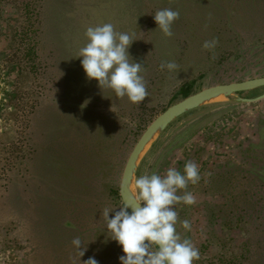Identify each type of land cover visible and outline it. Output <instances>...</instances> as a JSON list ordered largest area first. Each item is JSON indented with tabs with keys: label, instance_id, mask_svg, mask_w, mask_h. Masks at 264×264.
<instances>
[{
	"label": "rangeland",
	"instance_id": "374dc122",
	"mask_svg": "<svg viewBox=\"0 0 264 264\" xmlns=\"http://www.w3.org/2000/svg\"><path fill=\"white\" fill-rule=\"evenodd\" d=\"M165 8L180 13L172 37L154 20ZM106 23L134 34L141 104L101 88L81 65L87 28ZM262 77L264 0H0V264H120L103 210L123 204V171L142 134L185 99V84L191 96ZM262 96L259 88L187 112L138 162L135 195L142 175L199 166L200 182L178 191L196 203L175 205L177 232L199 249L193 264H264V99L239 101Z\"/></svg>",
	"mask_w": 264,
	"mask_h": 264
},
{
	"label": "clouds",
	"instance_id": "9594fccd",
	"mask_svg": "<svg viewBox=\"0 0 264 264\" xmlns=\"http://www.w3.org/2000/svg\"><path fill=\"white\" fill-rule=\"evenodd\" d=\"M179 11L165 8L158 10L154 20L167 37H172L174 21L179 19ZM87 44L80 49L81 65L88 79H95L101 88L114 91L117 98L127 97L133 104H141L148 97V91L141 63L129 59V48L134 34L117 33L111 23L89 27L86 30ZM218 44L213 38L205 41L202 47L211 50ZM175 62H162L161 69L172 71ZM199 166L187 161L183 173L172 167L161 176L142 175L135 180L137 195L134 202H125L118 209L105 208L103 215L111 239L121 247L124 255L119 257L120 264H193L200 259L199 249L188 239H182L176 230L178 212L175 205H193L196 197L185 191L188 184L200 182ZM114 213L109 218V213ZM184 229L190 230L191 224L185 219L181 222ZM72 244L84 255L82 241L77 237ZM83 264H98L90 257Z\"/></svg>",
	"mask_w": 264,
	"mask_h": 264
},
{
	"label": "water",
	"instance_id": "95a60500",
	"mask_svg": "<svg viewBox=\"0 0 264 264\" xmlns=\"http://www.w3.org/2000/svg\"><path fill=\"white\" fill-rule=\"evenodd\" d=\"M259 88H264V77L215 86L185 98L159 115L142 134L126 162L120 185L122 203L134 202L136 195L133 193L132 187L138 162L155 137L162 133L173 121L187 112L221 97L238 96L239 93ZM263 99L264 96L253 100L239 99V101L250 104Z\"/></svg>",
	"mask_w": 264,
	"mask_h": 264
},
{
	"label": "trees",
	"instance_id": "16d2710c",
	"mask_svg": "<svg viewBox=\"0 0 264 264\" xmlns=\"http://www.w3.org/2000/svg\"><path fill=\"white\" fill-rule=\"evenodd\" d=\"M179 93H180V95H182L183 97H185V98H187V97H189L190 96V87L188 86V85H183L182 87H181V89L179 90ZM222 175V174H221ZM219 177H221L220 175H218ZM215 177H217V176H211V179H210V181L211 180H214V178ZM222 182H223V180H221L220 182H219V184H220V187H222L221 186V184H222ZM8 185V184H7ZM222 189V188H221ZM7 192H9V191H7ZM6 192V193H7ZM69 200V198H65V202H67ZM70 200H73V201H75L76 203L78 202V201H80L79 199H70ZM61 202V201H60ZM73 203V202H72ZM76 203H73L72 205V207H77V205H76ZM72 217H77V208H74V212H73V216ZM72 219V218H71ZM74 219V218H73ZM72 219V220H73ZM71 221V220H70ZM66 227L69 229V230H71V229H73L74 228V225L72 224V223H70V222H68L67 224H66Z\"/></svg>",
	"mask_w": 264,
	"mask_h": 264
}]
</instances>
